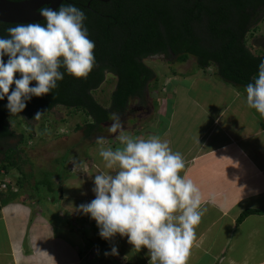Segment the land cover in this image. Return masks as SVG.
<instances>
[{"label": "trees", "instance_id": "obj_1", "mask_svg": "<svg viewBox=\"0 0 264 264\" xmlns=\"http://www.w3.org/2000/svg\"><path fill=\"white\" fill-rule=\"evenodd\" d=\"M63 4H74L85 12V23L96 45V67L86 79L65 73L51 93L33 97L18 114L22 120L19 135L11 128L13 116L6 108L7 98L0 101V165L6 170L18 171L19 188L22 192H30L29 198H32L28 201L32 203L48 201L53 196L54 205L58 203L61 184L55 182L54 176L63 184L71 157L63 162L61 157L55 159L62 170L59 167L55 171V166L53 171L43 170L36 174L27 170V166L33 168L35 164L21 145L34 139L30 121L37 112L44 113L41 117L59 107L72 113L83 112V124L76 130H81L84 138L91 141L110 123L112 113L124 114L133 100H145L150 82L159 78L157 72L147 66L145 60L148 58L163 54L185 63L194 57L197 70L213 67L221 82L242 90L253 82L261 58H264V55H254L247 45L253 20L264 11V0H67ZM15 25L0 22V37H7V29ZM108 76H114L117 81L110 105L105 107L94 93ZM34 85L35 82L30 86ZM87 157L90 156L86 153L84 158ZM33 179L36 180L34 185L31 184ZM11 195L15 199L19 194ZM88 243L97 247L94 239L89 238Z\"/></svg>", "mask_w": 264, "mask_h": 264}, {"label": "clouds", "instance_id": "obj_2", "mask_svg": "<svg viewBox=\"0 0 264 264\" xmlns=\"http://www.w3.org/2000/svg\"><path fill=\"white\" fill-rule=\"evenodd\" d=\"M39 12L44 23L17 24L0 37V101L7 98L12 116L23 112L33 97L56 89L65 73L86 79L97 64L83 10L62 4ZM246 94L247 105L264 115V58ZM43 114L37 112L34 120ZM111 121L108 132L118 133L122 147H103V136L96 143L105 167L115 171L94 175L95 198L80 205V211L96 221L102 239L119 235L139 251L146 248L149 264H187L195 228L207 209L201 208L200 189L180 175L182 154L159 136L128 135L119 113H112ZM112 254H117L115 247Z\"/></svg>", "mask_w": 264, "mask_h": 264}, {"label": "crops", "instance_id": "obj_3", "mask_svg": "<svg viewBox=\"0 0 264 264\" xmlns=\"http://www.w3.org/2000/svg\"><path fill=\"white\" fill-rule=\"evenodd\" d=\"M257 38L258 41L254 40L252 46L263 56L264 37ZM213 83L204 81L201 84L217 90L218 87ZM199 84L200 82H196L190 88H195ZM246 95H235L232 107L231 104H226L219 112L209 111L208 117H212L213 122L201 128L194 145L179 152L185 162V168L180 175L192 180L200 189L201 208L207 209L195 228V238L187 264H264V118L262 121L259 120L257 115L259 113L247 105ZM202 105L207 110L208 107L205 106L210 104ZM168 117L170 119L168 128L161 133L149 129L150 137L159 136L164 141L167 136L170 137L174 116L170 113ZM167 141L172 145L170 138ZM174 146L175 142L170 147L173 152H177L176 149L179 147L175 149ZM104 166L105 163H101L100 168L95 166L93 168L101 172ZM110 171L114 172L115 169ZM90 179L93 184L91 192L83 184V191L86 192L84 203H90L95 198L94 178ZM73 183L82 186V183ZM75 187L76 185L72 187V191L74 190L72 194L67 192V199L77 194ZM7 197L0 188V264L84 262L80 256L82 248L76 247L74 240L59 231V228H64L68 223L63 217L64 212H58L61 215V225L55 222L48 223L47 219L43 222L42 218V223L38 220L32 221L31 233L27 232V241H24V234L21 237L17 235V230L12 228L11 223L25 222L27 226V221H22V216L25 215V211L34 215L36 203L29 202L23 196L16 200H9ZM67 211L72 215L70 219L77 216L93 220L89 215L74 208H68ZM246 212L250 213L241 218ZM39 223L41 226H37ZM95 227L99 232L97 224ZM89 238L95 241V238L99 237L87 236V242ZM98 241L103 243L95 248L101 250L99 254L104 253L103 259H107L105 253L111 255L112 248L115 247L117 249L115 261L126 257L132 264H149L148 250L143 248L139 251L128 242L127 237H114L109 240L110 248L107 245L104 247L105 240L100 238ZM65 242L69 246H65ZM63 246L67 250L62 249ZM86 246L88 247V244Z\"/></svg>", "mask_w": 264, "mask_h": 264}, {"label": "rangeland", "instance_id": "obj_4", "mask_svg": "<svg viewBox=\"0 0 264 264\" xmlns=\"http://www.w3.org/2000/svg\"><path fill=\"white\" fill-rule=\"evenodd\" d=\"M258 36L260 38L264 37V11L254 18L252 28L247 35V45L251 52H253L254 55L261 56V53L252 46L254 40V42L258 41ZM145 61L147 66L157 72L156 74L159 75V78L157 80L155 78L150 82L151 87L149 86L146 90L145 100H133L129 107V111L120 115L125 132L134 138H150L149 129H154V131L158 133L164 131V129L168 128L170 122L168 116L171 113L174 116V121L170 128V137L167 136L165 140L167 141V139L170 138L172 141V145L170 146H173L175 142V149L179 147V149L176 150L177 152H181L195 144L197 135H200L199 132L201 128H205L204 125L208 126L213 122L212 117H208V115H210L209 111L219 112L224 105H230L233 102L235 95H246V90L244 89L242 90L231 85L224 86V84L216 78L215 69L213 67L207 70H197V61L194 57H190L185 63H179L176 57L168 58L162 54L148 58ZM212 80L217 81L218 84L217 82L213 83ZM116 81L114 76H108L104 85L94 93L97 101L105 107H109L110 105L111 95L115 89ZM204 81L212 82L218 87L217 90L210 88L209 85L201 84ZM196 82H200V84L195 88H190ZM203 103L210 104L205 106L208 107L207 110L202 107ZM233 105L234 104H231L230 107ZM79 112L72 113L68 109L59 107L54 109L47 116L41 117L39 120L30 121L34 132V139L29 141L27 145H21V148L25 149L35 164L33 168L30 165L27 166L26 168L28 171H32L35 174L43 170L53 171V166H55L54 170L56 171L59 167L61 169L60 164H55V159L57 157H61V162H63L66 157L70 155L71 157L70 160L67 161V169L65 170L67 178L63 184L54 176L55 182L61 184V192L57 200L58 203L54 205L55 200H52L54 196L50 198L51 200L45 201L38 195V198L43 201H37L38 204H36L34 207L35 211H33L34 215H30L28 211H25V215L22 216V221H27V226L25 222L22 224L15 222L16 224L11 223V225L13 229L15 228V230H17V235L21 237L24 234V241H27V232L31 233L30 228L32 227V221L38 220V222L40 221L42 223V221L44 222L47 219L48 223L55 222L61 225V215L58 212H64L63 217L68 220V223H66L64 228H59V231L64 236L74 240L76 247L82 248L80 253L81 260L84 261L82 264H126L129 262L126 260V257L118 258V260H120L115 261L114 255L111 254L107 255V259H103L104 253L99 254L101 250L98 251L97 248L94 249L93 246H89L90 244L86 239L87 236H91V238L92 236H98L101 238L99 232L96 231L95 224L97 223L94 220H88V218L85 220L75 215L74 218L70 219L72 215H69L67 211L68 208H74L81 212L80 205L87 204L84 203L86 192L83 191V184L86 185L91 192L93 184H91L90 178H94V175L100 173L98 172L99 169L97 170V168L93 167L100 168L101 163H104L102 157L99 155L101 146L96 143L97 137L91 141L86 140L83 132L81 130H76L78 125L83 124L84 113L81 111ZM253 112L255 111L253 110ZM256 113L258 112L256 111ZM251 115H253V113ZM257 115L259 116V120L262 121L264 115ZM247 119L249 120V118ZM20 122H22V120L18 115L13 116L10 120L12 130L16 131L18 135L21 133V128L19 127ZM111 122L112 121L106 125L104 131L99 134L98 137L103 136L106 138V143L103 146L105 148L112 147L115 149L117 147H122L116 139L118 133L108 132V125H110ZM24 130L26 129L24 128ZM208 133L210 132H207V134ZM61 134L63 137H58ZM40 135L41 137H39ZM42 137H44V140ZM86 153L90 156L89 159L88 157L84 158ZM90 171H92V173H89ZM109 171L110 170L105 166L102 167L101 172ZM70 173L71 176H69ZM19 178L20 174L16 169L6 170L0 165V188L2 189L6 186L3 190L4 194L9 197V200L13 199L11 194H16V192L19 195L16 196L14 200L22 196L26 200L31 199L32 196L29 198V191L25 190L22 192L20 190L18 183ZM73 182L82 183V186L74 184ZM34 183H36V180H31V184L34 185ZM75 185L77 194L73 197L71 195L70 199H67V192L72 194L74 192V190L72 191V187ZM46 210L48 211L46 212ZM41 218L43 219L42 221ZM70 220L72 223H70ZM41 223L37 224V226H41ZM52 227L53 225L51 228ZM73 231L76 233H73ZM115 238H120V236L117 235ZM101 240L104 239L101 238ZM95 243L99 247L103 242L95 238ZM87 244L88 247L86 246ZM64 245L66 246L68 244L65 242ZM106 245L110 248V241H106L104 247H107ZM61 248L66 249L64 246ZM64 258H66V256ZM130 263L131 262H129V264Z\"/></svg>", "mask_w": 264, "mask_h": 264}, {"label": "water", "instance_id": "obj_5", "mask_svg": "<svg viewBox=\"0 0 264 264\" xmlns=\"http://www.w3.org/2000/svg\"><path fill=\"white\" fill-rule=\"evenodd\" d=\"M67 0H0V22L9 24H28L41 22L44 18L39 10L48 7L58 10ZM108 2L110 0H101Z\"/></svg>", "mask_w": 264, "mask_h": 264}]
</instances>
